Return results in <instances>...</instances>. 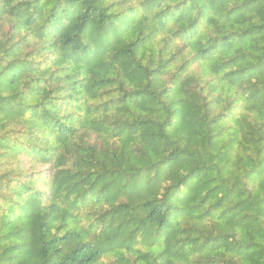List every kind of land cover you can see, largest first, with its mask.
<instances>
[{
	"label": "trees",
	"instance_id": "trees-1",
	"mask_svg": "<svg viewBox=\"0 0 264 264\" xmlns=\"http://www.w3.org/2000/svg\"><path fill=\"white\" fill-rule=\"evenodd\" d=\"M0 264H264V0H0Z\"/></svg>",
	"mask_w": 264,
	"mask_h": 264
}]
</instances>
